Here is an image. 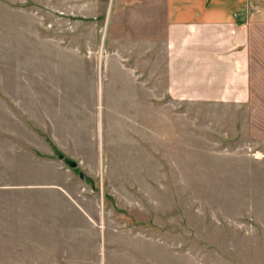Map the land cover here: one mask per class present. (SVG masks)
<instances>
[{"label": "rangeland", "instance_id": "1", "mask_svg": "<svg viewBox=\"0 0 264 264\" xmlns=\"http://www.w3.org/2000/svg\"><path fill=\"white\" fill-rule=\"evenodd\" d=\"M251 34L248 102L173 99L164 0H0V264H264Z\"/></svg>", "mask_w": 264, "mask_h": 264}, {"label": "crops", "instance_id": "2", "mask_svg": "<svg viewBox=\"0 0 264 264\" xmlns=\"http://www.w3.org/2000/svg\"><path fill=\"white\" fill-rule=\"evenodd\" d=\"M164 19L166 95L250 100L251 32L264 25V0H164Z\"/></svg>", "mask_w": 264, "mask_h": 264}, {"label": "water", "instance_id": "3", "mask_svg": "<svg viewBox=\"0 0 264 264\" xmlns=\"http://www.w3.org/2000/svg\"><path fill=\"white\" fill-rule=\"evenodd\" d=\"M62 159H65L64 155H61ZM66 162L71 166V167H77L78 163L75 160L71 159H66Z\"/></svg>", "mask_w": 264, "mask_h": 264}]
</instances>
